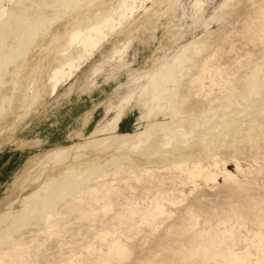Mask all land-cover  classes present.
<instances>
[{"label":"rangeland","instance_id":"374dc122","mask_svg":"<svg viewBox=\"0 0 264 264\" xmlns=\"http://www.w3.org/2000/svg\"><path fill=\"white\" fill-rule=\"evenodd\" d=\"M0 264H264V0H0Z\"/></svg>","mask_w":264,"mask_h":264},{"label":"bare ground","instance_id":"6f19581e","mask_svg":"<svg viewBox=\"0 0 264 264\" xmlns=\"http://www.w3.org/2000/svg\"><path fill=\"white\" fill-rule=\"evenodd\" d=\"M180 165H182V164H180ZM179 167V166H178ZM195 167V166H194ZM179 169V168H178ZM179 170H181V169H179ZM191 170V169H190ZM205 171V170H204ZM200 171H198V170H196V169H194L193 168V170H191V171H189L188 173H189V175L191 176V177H195V176H197L198 175V173H199ZM212 174V173H211ZM211 176V175H210ZM207 177H209L208 175H207ZM193 179V178H192Z\"/></svg>","mask_w":264,"mask_h":264}]
</instances>
